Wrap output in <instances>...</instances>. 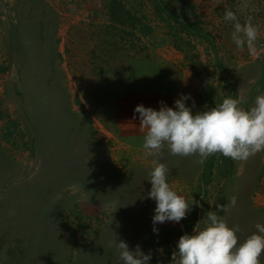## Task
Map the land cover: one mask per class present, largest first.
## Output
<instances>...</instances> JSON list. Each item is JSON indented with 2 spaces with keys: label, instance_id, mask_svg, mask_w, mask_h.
I'll return each mask as SVG.
<instances>
[{
  "label": "rangeland",
  "instance_id": "rangeland-1",
  "mask_svg": "<svg viewBox=\"0 0 264 264\" xmlns=\"http://www.w3.org/2000/svg\"><path fill=\"white\" fill-rule=\"evenodd\" d=\"M226 9L253 18L258 57L236 46ZM260 93L264 0H0V264H123L115 233L172 264L216 205L243 242L264 224V151L198 162L165 147L159 162L190 211L157 234V157L135 108L189 95L193 114L228 97L250 109Z\"/></svg>",
  "mask_w": 264,
  "mask_h": 264
},
{
  "label": "clouds",
  "instance_id": "clouds-1",
  "mask_svg": "<svg viewBox=\"0 0 264 264\" xmlns=\"http://www.w3.org/2000/svg\"><path fill=\"white\" fill-rule=\"evenodd\" d=\"M224 19L233 22L231 38L236 46L243 50L246 45L249 54L258 57L259 29L252 23L253 18L249 16L241 23L233 11L226 9ZM189 98V95H181L175 101V108L163 101L159 110L143 104L135 108L139 113V126L145 132L143 147L146 154L157 157L152 161L147 178L151 183L147 195L156 201L153 231L157 234L155 225L166 221L179 223L190 211L186 198L168 183V168L159 162L165 147L174 156L198 155V162L215 153L246 161L264 151V93L255 97L250 109L241 107L240 100L228 97L215 107L195 114L186 106L185 101ZM236 203V197H231L230 206L235 207ZM216 207L217 211L207 212L206 219L194 226L193 234L185 233L179 238L178 251L172 253V264H261L264 224L257 223V231L240 242L239 225L230 227L224 217L217 215V212L229 211V206ZM116 236L115 233L111 246L118 251L123 264H149L151 253H143L139 245L133 251L125 241L117 242Z\"/></svg>",
  "mask_w": 264,
  "mask_h": 264
},
{
  "label": "trees",
  "instance_id": "trees-1",
  "mask_svg": "<svg viewBox=\"0 0 264 264\" xmlns=\"http://www.w3.org/2000/svg\"><path fill=\"white\" fill-rule=\"evenodd\" d=\"M171 14V13H170ZM115 17H116V14H115Z\"/></svg>",
  "mask_w": 264,
  "mask_h": 264
}]
</instances>
